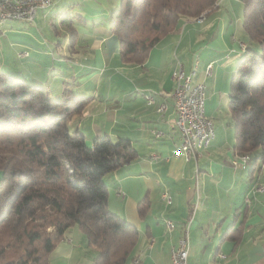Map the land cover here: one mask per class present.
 Segmentation results:
<instances>
[{
	"label": "crops",
	"instance_id": "1",
	"mask_svg": "<svg viewBox=\"0 0 264 264\" xmlns=\"http://www.w3.org/2000/svg\"><path fill=\"white\" fill-rule=\"evenodd\" d=\"M52 1L32 23L0 22V69L47 86L53 97L66 88L93 97L70 121L86 141L105 135L131 141L138 158L103 178L109 211L139 231L127 264H171L172 250L186 232L188 264H264V192L254 191L264 187V168L252 172V161L243 169L233 166L239 154L229 95L244 54L241 44L249 46L241 1L218 0L206 17L183 19L141 66L121 63L119 41L109 30L121 0ZM177 59L186 73L194 72L195 82L206 85L205 115L214 119L216 137L197 160L174 156L182 139L172 99ZM102 82L105 94L99 92ZM146 94L155 97L154 106L147 105ZM98 103L102 109L97 114ZM164 103L167 110L159 114L157 107ZM165 193L172 204L163 199ZM144 200L150 209L141 217ZM167 220L175 226L171 233ZM96 254L83 232L72 227L50 261L96 264Z\"/></svg>",
	"mask_w": 264,
	"mask_h": 264
},
{
	"label": "trees",
	"instance_id": "2",
	"mask_svg": "<svg viewBox=\"0 0 264 264\" xmlns=\"http://www.w3.org/2000/svg\"><path fill=\"white\" fill-rule=\"evenodd\" d=\"M240 1L250 43L237 65L228 108L234 149L248 154L251 171L260 172L264 0ZM217 7L218 0H121L109 24L119 41L121 63L144 65L150 51L184 18L199 19ZM92 102L93 97L67 88L53 97L47 86L0 69V264H51L52 252L72 227L96 249V264H127L131 257L139 231L109 211L103 178L138 154L128 139L105 135L88 145L84 134L70 127ZM149 209L148 201L140 202L141 217Z\"/></svg>",
	"mask_w": 264,
	"mask_h": 264
},
{
	"label": "built area",
	"instance_id": "3",
	"mask_svg": "<svg viewBox=\"0 0 264 264\" xmlns=\"http://www.w3.org/2000/svg\"><path fill=\"white\" fill-rule=\"evenodd\" d=\"M52 5V0H0V22L14 20L32 23L39 10L48 9ZM204 20H198V22L201 23ZM241 50H245L243 44ZM206 70L210 75L212 64H209ZM171 77L175 85L172 93L176 113L175 127L182 137L181 145L174 156L184 158L186 161L197 160L203 156L216 137L214 122L205 115L206 85L191 80V72L186 73L180 61H177V67ZM145 97L149 107L155 105L151 94H146ZM166 110L165 103L157 107L159 114L165 113ZM245 162V160H237L236 167L243 169ZM254 191L264 192V187L254 188ZM163 199L167 204H172L167 193L163 195ZM167 222L169 223L168 232L171 233L175 226L172 221L167 220ZM189 249V232H186L178 247L172 250L171 264H188Z\"/></svg>",
	"mask_w": 264,
	"mask_h": 264
},
{
	"label": "rangeland",
	"instance_id": "4",
	"mask_svg": "<svg viewBox=\"0 0 264 264\" xmlns=\"http://www.w3.org/2000/svg\"><path fill=\"white\" fill-rule=\"evenodd\" d=\"M206 17V16H205ZM185 19V18H184ZM186 19H188V18H186ZM248 43H250L249 41H248ZM119 59V58H118ZM177 61H179L178 59H177ZM11 67H10V69H8V70H12L11 68L13 67V65H10ZM56 70H57V74H58V70H59V68L58 67H56ZM23 76V78H24V75H22ZM26 78V77H25ZM49 78V80L50 81H52L53 80V78H54V75L53 76H51V77H48ZM104 78H107V76H104ZM58 83V81H53V84L54 85H56ZM104 90H107V85L104 83V82H102L101 83V85H100V90H99V92H100V94H105L104 93ZM86 96H89V95H86ZM96 106V108L95 109H93L97 114L100 112V110L102 109V107H100V104L98 103L97 105H95ZM98 107V108H97ZM212 121H214V119L212 120ZM220 127V125L219 124H217L216 125V128H217V130H219L220 132H222V128H219ZM72 130V129H71ZM232 134H233V137H234V135H235V126L234 127H232ZM219 136H222V134L221 133H219L218 132V137ZM93 140H90V141H88L87 140V143L89 144V145H92L93 143ZM2 177H3V173H2V171L0 170V180L2 179Z\"/></svg>",
	"mask_w": 264,
	"mask_h": 264
},
{
	"label": "bare ground",
	"instance_id": "5",
	"mask_svg": "<svg viewBox=\"0 0 264 264\" xmlns=\"http://www.w3.org/2000/svg\"><path fill=\"white\" fill-rule=\"evenodd\" d=\"M244 47H245V50H242L243 53L247 49V47L245 45H244ZM193 75H194V72L191 74V80H193ZM151 99L154 101V104H156V99H155V97L153 95H151ZM161 105H163V104H161ZM250 158L251 157L248 154L239 155L233 160V166L236 167V161L237 160H245L246 162H245V166L244 167H247L250 164ZM166 225H167V228L169 230V223L167 222Z\"/></svg>",
	"mask_w": 264,
	"mask_h": 264
}]
</instances>
